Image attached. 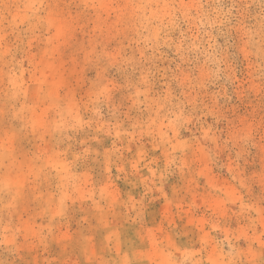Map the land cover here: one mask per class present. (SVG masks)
Returning <instances> with one entry per match:
<instances>
[{"label":"rangeland","instance_id":"1","mask_svg":"<svg viewBox=\"0 0 264 264\" xmlns=\"http://www.w3.org/2000/svg\"><path fill=\"white\" fill-rule=\"evenodd\" d=\"M0 264H264V0H0Z\"/></svg>","mask_w":264,"mask_h":264}]
</instances>
